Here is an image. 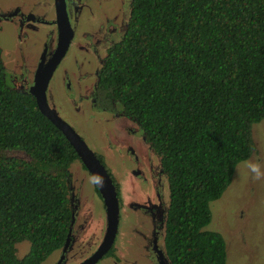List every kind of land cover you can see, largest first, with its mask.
<instances>
[{
	"label": "trees",
	"instance_id": "1",
	"mask_svg": "<svg viewBox=\"0 0 264 264\" xmlns=\"http://www.w3.org/2000/svg\"><path fill=\"white\" fill-rule=\"evenodd\" d=\"M100 84L159 155L170 264H225L221 234L204 227L209 202L253 151L251 125L264 119V0H133ZM13 150L29 159L8 156ZM75 158L0 66V264H40L62 245ZM21 240L29 246L18 259Z\"/></svg>",
	"mask_w": 264,
	"mask_h": 264
},
{
	"label": "flooded vegetation",
	"instance_id": "2",
	"mask_svg": "<svg viewBox=\"0 0 264 264\" xmlns=\"http://www.w3.org/2000/svg\"><path fill=\"white\" fill-rule=\"evenodd\" d=\"M64 1L71 37L63 54L53 65L44 90L45 101L49 107H53L47 99L49 80L66 53L73 47L72 50H77L73 58L74 68L62 70L57 93L64 95L75 110L85 104L84 107L92 113L103 114V127L100 132L103 146L99 152L87 148L108 176L117 204V223L113 239L108 249L93 264L105 257H109L113 264H170L165 249L166 175L160 166L159 155L135 118L126 115L117 101L107 97L100 84L108 51L127 29L133 0ZM104 3H108V6H104ZM15 18L19 20L20 26L32 30L39 24L49 26V32L40 47L36 48L35 56L30 62L24 52L16 56L11 51L0 48V66L5 82L15 91L29 93L28 89L33 86L36 72L49 65V59L60 42L61 32L56 18L55 1L52 0L50 18L45 13L23 11L19 5L0 11V22ZM77 35H81L80 39L73 42ZM56 106L60 108L57 102ZM76 160L77 155L74 161ZM76 164L78 167H72V172L67 173L66 197L70 219L66 234H69V240L59 264L76 263L88 257L102 239L105 229V206L96 184L93 183L86 166L80 160ZM81 172L89 175L92 190L101 200L100 208L81 203L77 189ZM247 180L253 181L251 177ZM255 186L257 185L252 182L247 183L248 199L240 205L232 218V227L227 229L229 240L224 242L225 247V244L236 240L240 250L249 258L253 256L248 225L252 219L251 206L255 203ZM62 245L55 250L57 252L53 264L62 254Z\"/></svg>",
	"mask_w": 264,
	"mask_h": 264
},
{
	"label": "rangeland",
	"instance_id": "3",
	"mask_svg": "<svg viewBox=\"0 0 264 264\" xmlns=\"http://www.w3.org/2000/svg\"><path fill=\"white\" fill-rule=\"evenodd\" d=\"M16 5H19L23 11H29L33 14L45 13L46 17L49 18L52 16V0H0V11L10 9ZM104 6H108V3H104ZM100 9H103V7H100ZM48 32L49 26L47 24H39L36 26L35 30H32L25 26H20L19 20L16 18L10 21H1L0 48L9 50L16 56H18L20 52H24V55L29 58L30 62L32 57L35 56L36 48L38 46L40 47V44L43 42ZM80 37L81 35H77L73 39V42L77 41L78 38L80 39ZM72 49L73 47L66 53L52 78L49 80L47 99L49 103L53 105L59 117L73 128L87 147L94 152H99L103 146V140L100 135L103 127V114L92 113L91 110L84 107L85 104H82V106H79L78 110H75L73 105L67 102L68 100H66L64 95L61 96L57 93V89L60 87L59 80L62 70H73L74 68L73 58L77 50ZM56 102L60 108L56 106ZM250 134L254 145V151L246 160L259 162L262 168H264V119L251 125ZM243 161L236 164L231 181L220 197L209 202L211 217L204 229L220 233L224 242L225 240L227 242L229 240L227 229L232 227V218L235 217L236 211L240 205L247 201V183L252 182V184L257 185L254 189L255 203L251 206L252 214L250 218L252 219H250L248 225L250 246L253 247V256L249 258L240 250L238 242L232 240L229 244H225V264H264V218H262L264 210V180H247L248 177L250 179V175H248L246 170L242 167ZM75 163L76 161H73L69 168ZM77 189L79 190V199L83 205L90 204L96 206V208L101 207V200L97 193L92 190L91 179L87 173L81 172L79 174ZM241 226L239 225V227ZM25 249L26 246L24 247V250ZM56 252L57 251H53L40 264H53ZM22 255L23 254L17 257ZM96 264L113 263L109 257H105Z\"/></svg>",
	"mask_w": 264,
	"mask_h": 264
},
{
	"label": "water",
	"instance_id": "4",
	"mask_svg": "<svg viewBox=\"0 0 264 264\" xmlns=\"http://www.w3.org/2000/svg\"><path fill=\"white\" fill-rule=\"evenodd\" d=\"M56 4V18L59 23L60 28V42L55 50L53 56L49 59V65L40 70V72H36V76L34 78L33 86L28 89V92L33 97L35 105L38 111L50 122L54 125V127L59 130L62 136L66 139L69 145L72 147L73 151L80 160L88 169L91 174V177L98 176L102 177V184H96V188L98 193L101 197V200L105 206V229L102 236V239L99 241L98 245L96 246L95 250L86 258L70 264H93L97 259L108 249L115 230H116V223H117V204L116 198L113 191V187L110 183L108 176L106 175L103 167L100 165L98 160L94 157L92 152L87 148L83 140L79 137V135L68 125L63 119L59 117L57 112L53 107H49L46 104V96L44 93L47 80L51 74V70L53 65L57 62L58 58L61 54H63L64 50L67 47V43L69 38L71 37V30L69 28V24L66 17V10H65V1L64 0H54ZM8 156H14L16 158H21L24 160H28L29 157L23 151L20 150H13L8 153ZM76 160V162H78ZM76 164V163H75ZM73 165L69 168L67 167L68 173L72 172V167L77 168V164ZM166 203L165 206L168 208L169 205V187L166 178ZM72 219V214H71ZM70 226V225H69ZM69 240V234H66L64 243L61 248L62 254L59 257V260L55 264H59L60 260L63 258L64 250L67 246ZM27 243L29 246V242L26 240H22L19 242L14 243V254L16 258L20 259L26 252H27ZM26 249L24 250V247ZM23 254L20 257L19 255Z\"/></svg>",
	"mask_w": 264,
	"mask_h": 264
},
{
	"label": "clouds",
	"instance_id": "5",
	"mask_svg": "<svg viewBox=\"0 0 264 264\" xmlns=\"http://www.w3.org/2000/svg\"><path fill=\"white\" fill-rule=\"evenodd\" d=\"M242 167L246 170V173L255 180H264V168H262L259 162L253 160H245L242 162ZM93 183L102 184V177L93 176Z\"/></svg>",
	"mask_w": 264,
	"mask_h": 264
}]
</instances>
